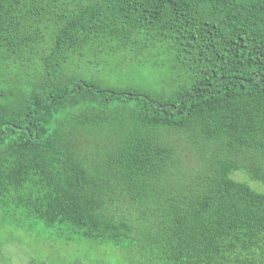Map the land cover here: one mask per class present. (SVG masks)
I'll return each instance as SVG.
<instances>
[{
    "label": "trees",
    "instance_id": "obj_1",
    "mask_svg": "<svg viewBox=\"0 0 264 264\" xmlns=\"http://www.w3.org/2000/svg\"><path fill=\"white\" fill-rule=\"evenodd\" d=\"M0 227L264 264V0H0Z\"/></svg>",
    "mask_w": 264,
    "mask_h": 264
},
{
    "label": "rangeland",
    "instance_id": "obj_2",
    "mask_svg": "<svg viewBox=\"0 0 264 264\" xmlns=\"http://www.w3.org/2000/svg\"><path fill=\"white\" fill-rule=\"evenodd\" d=\"M13 240L17 245L21 246L23 249H27L28 252H32L35 250L39 256L45 258L46 260H55L57 262H68L73 257L90 255L92 258L96 260L103 259L113 264L117 263H128L129 260H133V258H127L125 255L119 254L118 252L109 251L105 254H96L91 252L87 245L79 246V251H67L60 246H56L55 248H50L49 246L40 245L36 242L35 238L28 234L25 231H10L9 229H5L0 227V242ZM10 253L11 263H20L25 262L24 255L22 253V249L19 247L13 246L10 247L6 254Z\"/></svg>",
    "mask_w": 264,
    "mask_h": 264
}]
</instances>
